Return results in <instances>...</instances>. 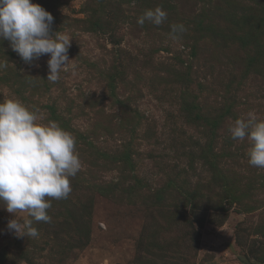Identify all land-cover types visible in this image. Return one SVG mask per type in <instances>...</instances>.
I'll return each mask as SVG.
<instances>
[{
  "label": "rangeland",
  "instance_id": "rangeland-1",
  "mask_svg": "<svg viewBox=\"0 0 264 264\" xmlns=\"http://www.w3.org/2000/svg\"><path fill=\"white\" fill-rule=\"evenodd\" d=\"M32 2L70 60L53 83L48 55L29 65L0 41V102L69 131L82 167L35 238L0 206V264H264V168L228 131L264 120V0ZM157 6L167 20L140 26Z\"/></svg>",
  "mask_w": 264,
  "mask_h": 264
},
{
  "label": "clouds",
  "instance_id": "clouds-1",
  "mask_svg": "<svg viewBox=\"0 0 264 264\" xmlns=\"http://www.w3.org/2000/svg\"><path fill=\"white\" fill-rule=\"evenodd\" d=\"M166 20L167 12L157 6L146 10L137 23L160 26ZM53 22L52 14L32 0H0V41L7 40L29 65L48 55L47 80L55 83L70 60L71 38L53 32ZM170 29L174 39L187 31L183 23H173ZM6 66L0 63V69ZM228 131L232 139L250 142L249 165L264 168V120L249 114L247 119H236ZM81 167L69 131L54 121L38 122L35 110L18 98L0 102V206L14 214L7 223L9 233L17 238L37 237L34 221H51V200L68 198L70 178ZM20 212L31 218L18 216Z\"/></svg>",
  "mask_w": 264,
  "mask_h": 264
}]
</instances>
